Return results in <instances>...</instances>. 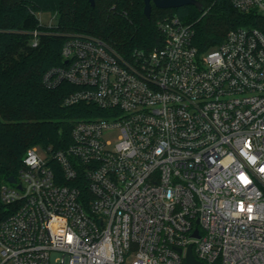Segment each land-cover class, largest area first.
<instances>
[{"label": "built area", "instance_id": "obj_1", "mask_svg": "<svg viewBox=\"0 0 264 264\" xmlns=\"http://www.w3.org/2000/svg\"><path fill=\"white\" fill-rule=\"evenodd\" d=\"M227 1L264 17V0ZM158 29L161 45L130 57L65 41L44 84L75 86L65 104L90 111L67 146H34L16 183L0 179V264H187L189 247L264 264V32L201 50L178 16Z\"/></svg>", "mask_w": 264, "mask_h": 264}, {"label": "trees", "instance_id": "obj_2", "mask_svg": "<svg viewBox=\"0 0 264 264\" xmlns=\"http://www.w3.org/2000/svg\"><path fill=\"white\" fill-rule=\"evenodd\" d=\"M197 1L203 12L193 6L153 7L147 19L143 0H95V6L88 0H0V179L17 178L34 146H67L74 123L90 111L84 104H65L75 86L44 84L48 71L63 66L61 52L69 37L93 36L130 57L159 47L158 22L172 16L193 29L201 50L222 43L232 29L264 32L262 16L241 13L227 0ZM40 13L56 16L57 25L42 24Z\"/></svg>", "mask_w": 264, "mask_h": 264}, {"label": "water", "instance_id": "obj_3", "mask_svg": "<svg viewBox=\"0 0 264 264\" xmlns=\"http://www.w3.org/2000/svg\"><path fill=\"white\" fill-rule=\"evenodd\" d=\"M91 6H95V0H88ZM144 1V15L147 19H150L152 14L153 7H156L160 10H170V9H179L185 6H193L199 12L204 11L203 5L197 0H143ZM8 180L11 183H16V178L14 176H10ZM197 233H195L196 235ZM179 252H182L179 249ZM187 264H204L202 262L197 261L192 253V247L188 248L186 254Z\"/></svg>", "mask_w": 264, "mask_h": 264}, {"label": "rangeland", "instance_id": "obj_4", "mask_svg": "<svg viewBox=\"0 0 264 264\" xmlns=\"http://www.w3.org/2000/svg\"><path fill=\"white\" fill-rule=\"evenodd\" d=\"M39 19H40L42 24L47 25V26H55V25H57V22H58L56 16H54L50 13H40ZM117 134H118L117 132H112V133L106 135V140L110 141L112 143H115L117 140ZM36 154L39 157L44 158L46 156L45 149L41 146L37 147L36 148Z\"/></svg>", "mask_w": 264, "mask_h": 264}]
</instances>
